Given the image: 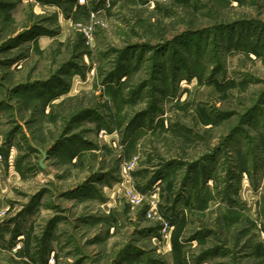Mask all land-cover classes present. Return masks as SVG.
Listing matches in <instances>:
<instances>
[{
    "label": "rangeland",
    "instance_id": "rangeland-1",
    "mask_svg": "<svg viewBox=\"0 0 264 264\" xmlns=\"http://www.w3.org/2000/svg\"><path fill=\"white\" fill-rule=\"evenodd\" d=\"M51 257L264 264V0H0V259Z\"/></svg>",
    "mask_w": 264,
    "mask_h": 264
},
{
    "label": "built area",
    "instance_id": "built-area-1",
    "mask_svg": "<svg viewBox=\"0 0 264 264\" xmlns=\"http://www.w3.org/2000/svg\"><path fill=\"white\" fill-rule=\"evenodd\" d=\"M134 164H135V159L130 161L129 163H126L125 167H124V170L125 169H127V170L132 169ZM130 199H131V203H133V204H136V203H138L140 201L139 197H137L136 195H133V194L130 195ZM47 264H54V260H53L52 257L48 260Z\"/></svg>",
    "mask_w": 264,
    "mask_h": 264
},
{
    "label": "crops",
    "instance_id": "crops-1",
    "mask_svg": "<svg viewBox=\"0 0 264 264\" xmlns=\"http://www.w3.org/2000/svg\"><path fill=\"white\" fill-rule=\"evenodd\" d=\"M0 264H11V263H9V262H7V261H4V260L0 259Z\"/></svg>",
    "mask_w": 264,
    "mask_h": 264
}]
</instances>
